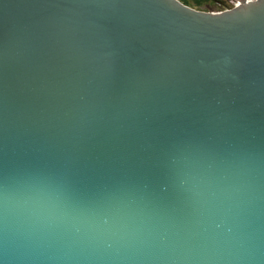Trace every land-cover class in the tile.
<instances>
[{
	"label": "water",
	"instance_id": "1",
	"mask_svg": "<svg viewBox=\"0 0 264 264\" xmlns=\"http://www.w3.org/2000/svg\"><path fill=\"white\" fill-rule=\"evenodd\" d=\"M0 264H264V0H0Z\"/></svg>",
	"mask_w": 264,
	"mask_h": 264
},
{
	"label": "trees",
	"instance_id": "2",
	"mask_svg": "<svg viewBox=\"0 0 264 264\" xmlns=\"http://www.w3.org/2000/svg\"><path fill=\"white\" fill-rule=\"evenodd\" d=\"M183 3L206 11H222L232 8L227 0H181Z\"/></svg>",
	"mask_w": 264,
	"mask_h": 264
},
{
	"label": "built area",
	"instance_id": "3",
	"mask_svg": "<svg viewBox=\"0 0 264 264\" xmlns=\"http://www.w3.org/2000/svg\"><path fill=\"white\" fill-rule=\"evenodd\" d=\"M250 1H254V0H245V2H250ZM245 2H244V3H245ZM241 4H242L241 1H237V2L231 1V2H230V5L232 6V8H233V7H236V6H239V5H241Z\"/></svg>",
	"mask_w": 264,
	"mask_h": 264
},
{
	"label": "rangeland",
	"instance_id": "4",
	"mask_svg": "<svg viewBox=\"0 0 264 264\" xmlns=\"http://www.w3.org/2000/svg\"><path fill=\"white\" fill-rule=\"evenodd\" d=\"M212 1H214V0H211L210 2L212 3ZM229 1H230V2H231V1H234V2L241 1L242 3L245 2V0H229Z\"/></svg>",
	"mask_w": 264,
	"mask_h": 264
},
{
	"label": "flooded vegetation",
	"instance_id": "5",
	"mask_svg": "<svg viewBox=\"0 0 264 264\" xmlns=\"http://www.w3.org/2000/svg\"><path fill=\"white\" fill-rule=\"evenodd\" d=\"M227 2L230 4V1L229 0H227Z\"/></svg>",
	"mask_w": 264,
	"mask_h": 264
}]
</instances>
